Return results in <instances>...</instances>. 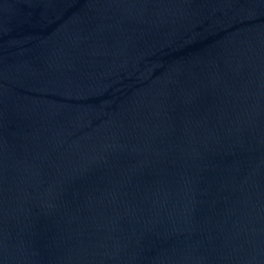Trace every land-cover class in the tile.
Returning <instances> with one entry per match:
<instances>
[{
    "label": "water",
    "instance_id": "95a60500",
    "mask_svg": "<svg viewBox=\"0 0 264 264\" xmlns=\"http://www.w3.org/2000/svg\"><path fill=\"white\" fill-rule=\"evenodd\" d=\"M0 264H264V0H0Z\"/></svg>",
    "mask_w": 264,
    "mask_h": 264
}]
</instances>
